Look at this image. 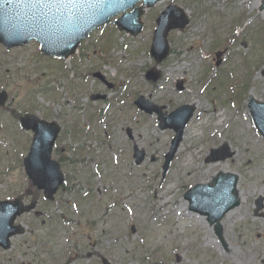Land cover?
I'll list each match as a JSON object with an SVG mask.
<instances>
[{
	"label": "rangeland",
	"instance_id": "obj_1",
	"mask_svg": "<svg viewBox=\"0 0 264 264\" xmlns=\"http://www.w3.org/2000/svg\"><path fill=\"white\" fill-rule=\"evenodd\" d=\"M254 2L163 0L145 10L136 38L108 24L67 61L37 55L35 43L10 53L0 48V91L7 96L0 107V199L26 198L29 186L21 162L29 140L12 111L60 125L55 148L61 153L54 149L53 158L65 159V188L50 204L40 196L45 224L22 216L27 228L0 249V264H102V258L109 264H264V139L246 110L248 96L264 102V44L255 28L264 29V11ZM168 5L180 8L188 24L168 32L169 54L154 63L153 23ZM150 69L159 72L154 83L144 79ZM95 94L103 98L93 100ZM139 95L166 113L194 107L163 178L173 132L134 107ZM223 142L233 155L205 162ZM133 145L143 150L140 165ZM220 171L236 174L240 191L239 205L221 219L222 241L183 199Z\"/></svg>",
	"mask_w": 264,
	"mask_h": 264
},
{
	"label": "water",
	"instance_id": "obj_2",
	"mask_svg": "<svg viewBox=\"0 0 264 264\" xmlns=\"http://www.w3.org/2000/svg\"><path fill=\"white\" fill-rule=\"evenodd\" d=\"M19 0H13L9 4L10 8H15ZM30 2L32 15L36 8H66L56 13L58 23L48 22L46 12H42L31 20L28 25L19 24L6 31L0 33L5 37H0V41L5 43L7 47L12 45H23L30 39H36L40 43V51L46 55H52L60 58H67L76 49L80 39L84 38L90 29L100 26L109 21V18L119 12H122L120 18L114 21L119 31L124 30L132 36L137 35L141 28L142 22L140 15L143 13L142 5L134 8V4L143 1L146 7H151L159 0H21V3ZM4 0H0V8H3ZM131 9L125 13V10ZM264 10V0H260L258 11ZM48 22V23H47ZM187 20L182 12L175 7H168L157 18V27L154 31L150 53L156 62H159L167 54V46L165 35L170 28L183 27ZM0 24V30H4ZM8 37V38H6ZM218 56V54H216ZM218 64V62H216ZM146 78L154 81L157 78L152 71L147 72ZM5 100L4 94L0 95V105ZM135 104L146 112H151L141 99ZM248 108L258 130L264 136V104L249 99ZM160 128H172L175 136L171 140V146L164 155V163L162 165V176L165 175L168 166L173 158L174 153L181 140L183 127L191 117L193 108L182 106L171 112L170 117H179L175 124H166L165 117L160 115V108H155ZM29 120H32L36 131V141L31 146L26 158L23 160L25 172L29 179L37 188L42 189L45 197L51 199L53 193L62 182V176L59 172L58 164L50 160V148L53 137L48 141L50 134V125L32 118L25 117L21 122L26 123L24 127H29ZM52 133V132H51ZM54 135V134H53ZM48 141V144L41 146V143ZM232 153L226 144H223L216 150H211L209 156L205 159L208 161L223 160L230 157ZM135 164H139L143 160V151L134 147ZM237 177L232 174L218 173L212 178L210 183L205 185L197 184L188 190L184 199L189 202V209L206 216L207 222L211 225L214 223L213 230L217 237L222 239V230L220 219L230 209L239 204L236 192ZM32 205L25 208L21 207L17 200L0 202V245L3 240L15 233H21L23 229L19 226L18 230L9 231V227L14 218L24 211H29ZM261 208L260 199L256 201V213ZM9 225V226H8ZM5 244H3L4 246ZM7 247V246H4ZM103 264H108L106 260H102Z\"/></svg>",
	"mask_w": 264,
	"mask_h": 264
},
{
	"label": "bare ground",
	"instance_id": "obj_3",
	"mask_svg": "<svg viewBox=\"0 0 264 264\" xmlns=\"http://www.w3.org/2000/svg\"><path fill=\"white\" fill-rule=\"evenodd\" d=\"M258 2H259V0H255V2H254V5L256 6L257 4H258ZM202 111H204L206 114H207V110H205V109H201ZM201 111V112H202ZM200 117V116H199ZM199 117H198V119H199ZM199 123V120L196 122V124H198ZM218 123H219V121H218ZM217 123V124H218ZM189 127H190V125H189ZM238 195H240V191L238 192ZM157 198V194L156 193H154V199H156ZM186 205V202H184L183 203V208H184V206ZM181 208H179V210H180ZM233 213V210H230L229 212H227V214H226V216H229V215H231ZM198 218H199V220L201 221V222H205V219H204V217L203 216H198ZM208 232V234H210V230H208L207 231ZM209 242L210 243H213V241L212 240H209Z\"/></svg>",
	"mask_w": 264,
	"mask_h": 264
},
{
	"label": "flooded vegetation",
	"instance_id": "obj_4",
	"mask_svg": "<svg viewBox=\"0 0 264 264\" xmlns=\"http://www.w3.org/2000/svg\"><path fill=\"white\" fill-rule=\"evenodd\" d=\"M62 150H63V149H62ZM33 200H36V207H35V211L33 212L32 216H34V217L37 218V217L40 215V213H41V215H42L43 212H42V211L39 212V209H38V201H37V199L35 198V199H33ZM37 213H39V214H37ZM40 223L42 224L43 221H41Z\"/></svg>",
	"mask_w": 264,
	"mask_h": 264
},
{
	"label": "trees",
	"instance_id": "obj_5",
	"mask_svg": "<svg viewBox=\"0 0 264 264\" xmlns=\"http://www.w3.org/2000/svg\"><path fill=\"white\" fill-rule=\"evenodd\" d=\"M255 28H257L258 30L257 36L259 35L261 42L264 44V41L261 39L264 36V29L262 27L258 28V26H256Z\"/></svg>",
	"mask_w": 264,
	"mask_h": 264
}]
</instances>
